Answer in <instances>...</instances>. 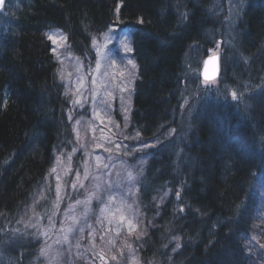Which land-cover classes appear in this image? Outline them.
Listing matches in <instances>:
<instances>
[{
    "label": "trees",
    "instance_id": "16d2710c",
    "mask_svg": "<svg viewBox=\"0 0 264 264\" xmlns=\"http://www.w3.org/2000/svg\"><path fill=\"white\" fill-rule=\"evenodd\" d=\"M227 1L19 0L0 13V264L47 261L38 228L21 219L74 147L79 114L47 31L92 59L93 42L115 24L131 33L136 67L126 128L148 143L135 200L146 227L134 239L141 264H256L244 240L264 181V0H240L231 34ZM212 50L237 99L201 83Z\"/></svg>",
    "mask_w": 264,
    "mask_h": 264
},
{
    "label": "rangeland",
    "instance_id": "374dc122",
    "mask_svg": "<svg viewBox=\"0 0 264 264\" xmlns=\"http://www.w3.org/2000/svg\"><path fill=\"white\" fill-rule=\"evenodd\" d=\"M18 1L4 0L0 13L9 15ZM227 3L229 16L224 21L230 33L243 6L240 0ZM49 36L53 37L49 40L64 94L79 115L72 119L74 147L60 154L51 168L49 194L46 187L42 188L21 222L27 228H38L42 240L38 257L48 258L41 264H133L134 259L141 264L134 239H140L146 227L135 200L137 174L146 162L148 143L126 128L135 78L131 51L124 47L127 44L131 48L130 36L113 25L92 44V59L71 54L58 30L48 31ZM197 72L193 71V78ZM233 84L238 88V84L220 75L209 82V87L215 95H239L231 88ZM244 85L246 90L248 84ZM74 156L82 160L80 165ZM62 203L64 211L58 208ZM45 204L50 210L43 219ZM121 215L126 218L124 222L119 220ZM128 220L135 226L134 231H130ZM254 222L244 245L248 257L264 264V181L259 186ZM42 250L46 254L42 255Z\"/></svg>",
    "mask_w": 264,
    "mask_h": 264
},
{
    "label": "water",
    "instance_id": "95a60500",
    "mask_svg": "<svg viewBox=\"0 0 264 264\" xmlns=\"http://www.w3.org/2000/svg\"><path fill=\"white\" fill-rule=\"evenodd\" d=\"M219 72V55L214 54L205 58L201 70V75L204 79L210 80L218 75Z\"/></svg>",
    "mask_w": 264,
    "mask_h": 264
},
{
    "label": "snow or ice",
    "instance_id": "6c2138e0",
    "mask_svg": "<svg viewBox=\"0 0 264 264\" xmlns=\"http://www.w3.org/2000/svg\"><path fill=\"white\" fill-rule=\"evenodd\" d=\"M3 5H4V0H0V7H2ZM117 11H119V8H117ZM48 38H49V39H52L53 37H52V36H49ZM64 39H66V37H65ZM124 47L126 48L127 51H129V52L132 51V49H131L130 47H128L127 44H125ZM129 63H131V61H129ZM132 66H133V68H135V65H134V64H133ZM121 75H123V74H121ZM93 83H95V81H93ZM232 96H233V99H237V94H236L235 92L232 93ZM76 103H80V101L77 100ZM53 171H55V169H53ZM74 187H75V185H74ZM177 196H179V193H177ZM78 203H79V202H78ZM129 207H131V206H129ZM125 219H126V218H125V216H123V215H121V216L119 217L120 222H124ZM127 223H128L129 228H130V231H134L135 226L132 224V221H131V220H128ZM81 230H82V229H81ZM69 231H71V229H69ZM65 239L67 240V237H65ZM177 247H179V245H177ZM262 247H264V246H262ZM43 254H46V253L44 252V250H42V255H43ZM113 259H115V257H113ZM133 264H136L135 259L133 260Z\"/></svg>",
    "mask_w": 264,
    "mask_h": 264
}]
</instances>
